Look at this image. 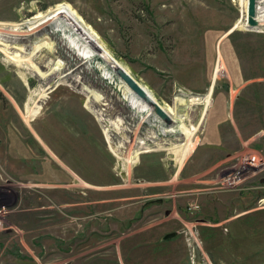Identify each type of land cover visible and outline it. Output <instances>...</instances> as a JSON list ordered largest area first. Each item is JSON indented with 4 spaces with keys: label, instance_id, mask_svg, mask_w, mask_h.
I'll return each instance as SVG.
<instances>
[{
    "label": "rangeland",
    "instance_id": "1",
    "mask_svg": "<svg viewBox=\"0 0 264 264\" xmlns=\"http://www.w3.org/2000/svg\"><path fill=\"white\" fill-rule=\"evenodd\" d=\"M246 3L0 0V264H264V165L247 160L264 136V19L246 26ZM51 11L64 21L29 30ZM65 21L187 125L212 88L181 168L183 134L154 132L155 113Z\"/></svg>",
    "mask_w": 264,
    "mask_h": 264
},
{
    "label": "bare ground",
    "instance_id": "2",
    "mask_svg": "<svg viewBox=\"0 0 264 264\" xmlns=\"http://www.w3.org/2000/svg\"><path fill=\"white\" fill-rule=\"evenodd\" d=\"M247 2V0H246ZM263 4L262 5H259V0H257L256 2V17H257V20H259V24H263L262 23V20L264 19V1L262 2ZM246 7H247V3L245 4ZM52 13H49L48 16H43L41 13H38L37 16L34 17V21L35 20H38V22H34L33 20H30L29 24H28V27H29V30L31 29H36L37 27H41V26H44L52 21H54L55 19H61L55 12L51 11ZM43 16V17H41ZM39 18V19H37ZM41 19V20H40ZM63 20V19H61ZM64 21V20H63ZM34 24V25H33ZM11 30H18L19 28L21 29L22 25H16V24H11ZM30 25V26H29ZM65 25L71 29V30H75V33H77V35L81 38V40H83V42H85V44L89 45V47L91 48V51H93V53H95L94 55L97 56V58L103 63V65L106 67V69L111 73V75L113 76V78L115 79V81L117 82V84H119L121 86V89L123 88L124 91L129 94L135 101H137L138 103L142 104L143 106L151 109V111L153 113H155L156 115V119L159 123H156V122H152V130L154 132H157L159 133L161 130L163 131L162 127H164L165 129H169L171 128V126H173V128L175 127V129H178L184 136L185 140L184 142L182 143H178L173 145L172 148H171V152L174 154V157H175V160L178 164V166L181 165V163L183 162V160L186 158L187 154L195 147V143H194V140H193V137L196 132V130L198 129L199 125L202 124V122L204 121V117L206 115V112H207V108L209 107L210 103H211V92H212V88L210 90V92L207 94L206 98H205V106L203 108V111L201 112V118L200 120L198 121L197 125L194 126L193 124H189L187 125L184 121L185 119H187V115H183V114H178L177 113V105L178 104H175V107H174V110L172 112L171 115H165L164 117L162 115H160L159 113L156 112L155 108L149 104L148 102H146V100L144 99V97H141L140 95H138L133 89H131V87L118 75V73L116 72V70L114 69V66L111 65L107 60L104 61L102 58H100L98 55H97V51L95 52V50L91 47V45L89 44L88 40L85 38L84 35H82L80 29L77 27V25L75 24H72V23H68L65 21ZM7 25H4L2 24L0 26V29H3V28H6ZM13 27H17V28H13ZM55 27V26H53ZM78 29V30H77ZM66 32V31H65ZM69 32V31H68ZM72 32V31H71ZM63 34V33H62ZM76 35V36H77ZM1 41V39H0ZM0 45L2 46H5V42H0ZM79 45V44H78ZM15 48V51L13 52V59L14 61L18 64V66H23L24 64H28L30 67H33V64H32V61L31 60V56H28V55H25L22 51H23V48L22 47H19V46H15L13 45ZM10 48V47H9ZM8 50V49H7ZM95 59V58H94ZM97 61V60H96ZM25 66V65H24ZM35 66V65H34ZM221 69H223V62L221 60V56L218 58V61H217V67H216V71H215V76L217 74H219L221 72ZM99 71V70H98ZM100 72V71H99ZM223 72V71H222ZM102 74V73H101ZM18 77L21 79H24L26 80V85L28 86V75L26 73H23V72H20V74L18 75ZM112 82V81H111ZM116 84V86H117ZM120 90V89H119ZM191 101V98H188L187 101ZM31 101V100H30ZM131 102V101H130ZM190 104V103H189ZM139 105V104H138ZM87 106H89L87 104ZM92 106V105H91ZM140 106V105H139ZM28 109V114L31 115L32 117L34 116V114L38 113L39 112V109L36 107V105L31 108L30 105H28L27 107ZM191 109V108H190ZM92 111V109H91ZM191 111V110H190ZM94 112V111H93ZM96 112V111H95ZM96 115L99 116V118H102L101 115L99 114V112L97 111L96 112ZM30 116V117H31ZM190 116V115H189ZM149 117V116H148ZM152 120L154 119V117H152ZM166 120V121H165ZM109 130V129H108ZM105 134L107 135V138L109 137L107 131L105 130ZM157 136V135H155ZM177 139V138H176ZM110 140V139H109ZM180 140V139H179ZM111 141V140H110ZM109 141V147L112 149L111 152L118 158H120L122 161H123V164L124 163H128V164H131L133 165L137 160L138 158V153H140L142 150H135L134 153H133V157L131 156L130 159H129V162L125 160V158L123 157V155H121V152L113 149V146L112 144L110 143ZM128 143V142H127ZM140 144H144V145H147V141L144 139V140H141L140 141ZM165 144V143H164ZM171 144V143H170ZM169 145V144H168ZM164 146V145H163ZM171 147V146H170ZM119 148V147H118ZM147 148V147H146ZM192 152V151H191ZM123 153V152H122ZM190 154V153H189ZM132 158V159H131ZM139 159V158H138ZM173 162V161H172ZM182 166V165H181ZM180 166V168H181ZM179 168V169H180ZM198 262V261H197Z\"/></svg>",
    "mask_w": 264,
    "mask_h": 264
},
{
    "label": "water",
    "instance_id": "3",
    "mask_svg": "<svg viewBox=\"0 0 264 264\" xmlns=\"http://www.w3.org/2000/svg\"><path fill=\"white\" fill-rule=\"evenodd\" d=\"M256 17V0H247L246 7V26L248 27H256L259 25V21H257ZM114 69L118 73V75L133 89L138 95L141 97H145L146 100L151 101L157 113L162 115L163 117L166 115L162 108L156 103L153 102L150 96L147 94L146 90L135 80L131 74H129L121 65L114 66ZM175 235V231L167 232L163 235V238H168ZM194 253L196 257V261L200 258V250L197 244H194Z\"/></svg>",
    "mask_w": 264,
    "mask_h": 264
},
{
    "label": "built area",
    "instance_id": "4",
    "mask_svg": "<svg viewBox=\"0 0 264 264\" xmlns=\"http://www.w3.org/2000/svg\"><path fill=\"white\" fill-rule=\"evenodd\" d=\"M248 163L253 164V165H257V164H262L264 165V157L262 156H257L256 154H251L248 158H247Z\"/></svg>",
    "mask_w": 264,
    "mask_h": 264
},
{
    "label": "crops",
    "instance_id": "5",
    "mask_svg": "<svg viewBox=\"0 0 264 264\" xmlns=\"http://www.w3.org/2000/svg\"><path fill=\"white\" fill-rule=\"evenodd\" d=\"M254 144L257 146L256 150L261 153V156L264 157V136L261 138L260 142L256 141Z\"/></svg>",
    "mask_w": 264,
    "mask_h": 264
}]
</instances>
